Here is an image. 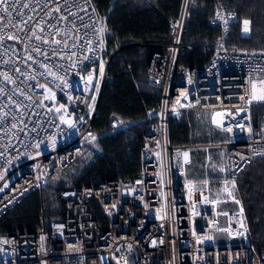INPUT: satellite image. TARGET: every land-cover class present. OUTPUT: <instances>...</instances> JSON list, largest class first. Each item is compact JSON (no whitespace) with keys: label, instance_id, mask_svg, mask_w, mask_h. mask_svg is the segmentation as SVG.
<instances>
[{"label":"built area","instance_id":"2783aa9c","mask_svg":"<svg viewBox=\"0 0 264 264\" xmlns=\"http://www.w3.org/2000/svg\"><path fill=\"white\" fill-rule=\"evenodd\" d=\"M144 1L154 7L157 0ZM193 2L180 0L169 42L148 66L146 80L161 96L146 114L137 175L60 189L58 220L0 234V264H264L235 182L264 157V50L229 46L237 16L218 2L210 60L202 68L182 64ZM8 3L9 13L0 5V217L96 143L92 123L111 59L93 0ZM183 112L208 113L226 138L172 145L169 123ZM107 122L108 133L130 125ZM213 148L223 151L217 179L206 171ZM197 150L205 153L202 178L189 176ZM95 199L105 224L91 208Z\"/></svg>","mask_w":264,"mask_h":264},{"label":"trees","instance_id":"16d2710c","mask_svg":"<svg viewBox=\"0 0 264 264\" xmlns=\"http://www.w3.org/2000/svg\"><path fill=\"white\" fill-rule=\"evenodd\" d=\"M103 20L105 54L111 56L97 103L92 127L100 135L89 152L75 162L65 174L52 179L40 193H32L0 217V234L33 231L42 223L60 218L62 201L59 190L67 185L90 187L115 177L131 179L139 170V151L146 127L147 111L158 103L161 92L146 80L148 66L155 53L169 42V20L176 18L180 0H157L150 6L144 0H93ZM220 2L237 16L232 23L229 46L244 50H264V0H194L183 42L189 48L180 62L202 68L211 58L217 27L209 23L213 7ZM249 22L248 34L243 24ZM140 43V44H137ZM196 112H183L169 123L172 145L219 143L216 128L198 121ZM208 115L206 112H200ZM256 115V112L255 114ZM120 119L128 127L108 133L107 120ZM210 117V115H209ZM209 177H217L218 151H211ZM205 153L192 152L189 176H202ZM236 188L251 233L252 244L264 256V157L253 160L237 177ZM96 218L105 224L98 201H90Z\"/></svg>","mask_w":264,"mask_h":264},{"label":"rangeland","instance_id":"374dc122","mask_svg":"<svg viewBox=\"0 0 264 264\" xmlns=\"http://www.w3.org/2000/svg\"><path fill=\"white\" fill-rule=\"evenodd\" d=\"M248 28H249V22H248V24H243V29L246 31V30H248ZM208 114V113H207ZM195 118H197V120L199 121H201V122H206V123H208L209 121H210V117H209V114L208 115H203V114H201V113H195ZM218 131V130H217ZM219 132V134H220V136H221V138H222V140H224L225 138H226V135L224 134V133H221L220 131H218ZM87 149H88V147H87ZM86 149V154L89 152V150H87ZM214 149V151H218V153H219V156H220V165L219 166H216L215 168H214V170H215V172H216V175L215 176H217V177H214V178H212V177H209V175H208V168H209V165H210V163H211V154H209V159H208V163H207V165H206V171H207V175H208V177L210 178V179H217V178H219L220 177V174H221V172H222V153H223V151L222 150H220L219 148H213ZM200 151H203V150H200ZM213 151V150H212ZM204 152V151H203ZM85 154V155H86ZM62 177V175H58L57 177H56V179L57 178H59V177ZM195 178H202L203 177V175L202 176H194ZM58 180V179H57ZM220 204V203H219ZM218 208L217 209H220V208H225V206H223V207H220V205L219 206H217ZM227 208V207H226ZM216 242H218V243H220V244H224L225 243V237H224V234H222V233H219V234H217L216 235Z\"/></svg>","mask_w":264,"mask_h":264},{"label":"snow or ice","instance_id":"6c2138e0","mask_svg":"<svg viewBox=\"0 0 264 264\" xmlns=\"http://www.w3.org/2000/svg\"><path fill=\"white\" fill-rule=\"evenodd\" d=\"M0 5L3 6L2 10L5 13H9V9L11 8V5L8 3V0H0ZM245 24H248V21L244 22ZM260 99H264V96L260 97Z\"/></svg>","mask_w":264,"mask_h":264},{"label":"water","instance_id":"95a60500","mask_svg":"<svg viewBox=\"0 0 264 264\" xmlns=\"http://www.w3.org/2000/svg\"><path fill=\"white\" fill-rule=\"evenodd\" d=\"M216 122H217V119H216Z\"/></svg>","mask_w":264,"mask_h":264}]
</instances>
